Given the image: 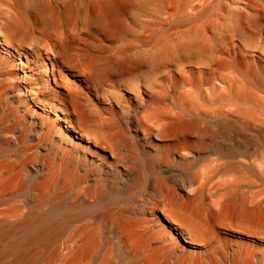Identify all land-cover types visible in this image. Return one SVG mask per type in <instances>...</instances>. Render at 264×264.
Wrapping results in <instances>:
<instances>
[{
    "label": "bare ground",
    "instance_id": "bare-ground-1",
    "mask_svg": "<svg viewBox=\"0 0 264 264\" xmlns=\"http://www.w3.org/2000/svg\"><path fill=\"white\" fill-rule=\"evenodd\" d=\"M90 4L85 13L97 24L60 35L56 43L19 22L0 25V134L20 152L29 151L28 173L40 175L53 163L47 187L53 189L59 176L67 180L48 208L38 204L20 218H0V264H117L122 259L115 257L117 244L127 238L152 252L150 264H263L264 211L250 208L236 192L212 211L225 220L220 227L204 229L192 210L201 189L189 170L199 155L190 123L155 108L160 95L145 92L148 78L126 82L135 95L118 84L149 65L146 77L157 76L163 57L151 53L137 62L100 67L89 55L127 33L122 15L137 1ZM34 6L31 12L46 15V22L56 14L53 2ZM250 30L260 32L259 24L252 22ZM175 52L170 56L180 53ZM242 68L255 74L254 64ZM9 115L17 117L15 124ZM234 148L225 151L236 155ZM233 163L220 171L236 169ZM220 241L244 250L245 263L242 257L232 262L216 257ZM102 248L106 255L98 257Z\"/></svg>",
    "mask_w": 264,
    "mask_h": 264
},
{
    "label": "rangeland",
    "instance_id": "rangeland-1",
    "mask_svg": "<svg viewBox=\"0 0 264 264\" xmlns=\"http://www.w3.org/2000/svg\"><path fill=\"white\" fill-rule=\"evenodd\" d=\"M40 1L56 6L50 21L46 22V15L31 12ZM93 1L0 0V25L19 22L46 43H56L60 35H77L97 24L85 13ZM136 1L135 8L128 7L122 15L127 33L116 44L99 45L89 55L100 67L124 59L137 62L151 53L159 59L163 57L157 76L146 77L151 72L149 65L139 76L120 80L121 87L116 86L135 95L126 82L148 78L145 92L160 95L155 108L164 116L184 117L190 123L189 133L199 155L192 158L189 170L197 177L194 187L201 189L200 201L193 204L192 210L197 211V220L204 229L215 224L220 227L225 220L212 217V211L236 192L250 208L264 211V0ZM68 3L69 12L64 9ZM252 22L259 24L260 32L250 30ZM175 51L180 53L170 56ZM243 63L254 64L255 74L248 75ZM16 118L10 116L9 122L15 124ZM1 135L0 218H20L38 204L48 208L56 194L64 190L67 180L59 176L53 189L47 187L45 181L52 160L49 170L40 175L30 174L24 166L29 151L20 152L18 145L5 142ZM198 139L208 145L201 146ZM233 147L238 150L236 155L225 151ZM231 162L237 165L236 169L220 171ZM80 239L81 236L77 241ZM233 244L225 248L224 242H218L215 256L230 262L242 257L245 263L244 250ZM138 245L128 238L117 244L115 257H122L117 264H129L132 259L138 264H150L156 258L146 251L144 244ZM48 253L47 250L45 256ZM105 255L106 248H102L98 257Z\"/></svg>",
    "mask_w": 264,
    "mask_h": 264
}]
</instances>
